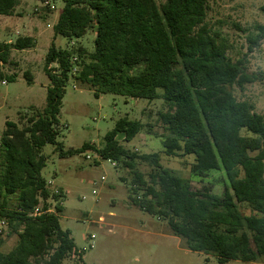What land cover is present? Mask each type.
Segmentation results:
<instances>
[{"label":"trees","instance_id":"trees-1","mask_svg":"<svg viewBox=\"0 0 264 264\" xmlns=\"http://www.w3.org/2000/svg\"><path fill=\"white\" fill-rule=\"evenodd\" d=\"M17 3L0 0V15H11ZM208 7V0H64L53 28L55 35L73 39L94 26V49L79 48L83 59L75 78L96 95L163 98L167 109L159 112V121L165 129L160 135L165 152L194 154L193 176L222 171L223 193L192 188L189 179L161 163L159 152L127 148L118 135L130 142L145 126L128 116L107 132L104 146L85 143L65 150L57 136L73 52L52 43L45 58L51 81L45 106L24 126L7 120L0 140V219H7L18 234L15 247L0 252V264H63L79 252L71 231L61 225L63 206L53 212L47 203L50 197L58 199L42 174L48 143L61 157L93 149L104 159L121 162L133 175L130 201L165 217L188 249L213 253L221 263L264 259V114L232 89L263 79L264 72L250 73L244 59L229 56L231 43L208 24ZM256 30V36H249L255 44L264 38V26ZM34 45L32 36L0 42V63L9 60L12 49ZM53 62L58 69L49 67ZM138 160L152 166L149 178L138 169ZM17 193L16 205L10 206L9 196ZM42 202L41 212L33 214ZM240 203L248 204L252 213H242Z\"/></svg>","mask_w":264,"mask_h":264},{"label":"rangeland","instance_id":"rangeland-1","mask_svg":"<svg viewBox=\"0 0 264 264\" xmlns=\"http://www.w3.org/2000/svg\"><path fill=\"white\" fill-rule=\"evenodd\" d=\"M164 1L157 0L158 4ZM208 4L206 20L213 31L230 41L229 56L234 61L244 59L248 72L263 73L264 38L256 40L255 44L249 36H256L257 26H264V0H208ZM63 7L64 0H18L11 15H0V42L39 35L37 40L32 36L34 46L13 49L9 60L0 63L3 74L0 78V140L7 120L24 126L36 109L45 106L47 87L51 84L45 71V58L54 43L73 52L57 136L65 150L80 148L85 143L104 146L107 132L120 117L128 116L141 120L145 126L130 142H123V135H118L127 148L139 153L159 152L161 163L189 179L192 188L207 187L212 193L221 194L224 191L222 178H225L222 171L213 170L205 177L193 176L194 154L174 156L165 152L163 138L159 136L165 133L159 121V112L167 109L163 98L136 99L114 93L96 95L89 85L75 78L83 59L79 48L94 49L96 30L91 26L83 37L73 39L55 35L53 27ZM49 67L58 69L59 65L53 62ZM28 72L34 81H28ZM11 76L15 77L14 81L9 80ZM232 89L238 99L250 101L264 114V78L247 83L244 88L235 85ZM43 153L47 161L42 174L47 181H52V184L48 182L51 193L58 195L56 200L48 198L49 209L56 212V206H63L58 213L61 225L71 231L79 249L65 258L63 264H264L262 257L257 261L232 259L221 263L213 253L188 249L185 240L171 231L165 217L148 213L130 201L133 175L121 162L101 158L93 149L61 157L51 143L43 147ZM137 167L149 178L152 166L148 162L138 160ZM17 201L18 193L9 196L10 206H15ZM239 206L242 213H252L248 204ZM2 219L7 223L0 233V252H8L17 244L18 234L7 219Z\"/></svg>","mask_w":264,"mask_h":264},{"label":"built area","instance_id":"built-area-1","mask_svg":"<svg viewBox=\"0 0 264 264\" xmlns=\"http://www.w3.org/2000/svg\"><path fill=\"white\" fill-rule=\"evenodd\" d=\"M74 59L77 60V57H75ZM4 82H5V81H4ZM87 157L90 158V155H87ZM100 157H101V156H100ZM101 158H102V157H101ZM113 164H115V162H114ZM41 210H42V209L40 208V205H39L38 207L35 208L33 214H38V213L41 212ZM6 223H7L6 220L1 219V221H0V233L3 232V229H4L5 225H6Z\"/></svg>","mask_w":264,"mask_h":264},{"label":"crops","instance_id":"crops-1","mask_svg":"<svg viewBox=\"0 0 264 264\" xmlns=\"http://www.w3.org/2000/svg\"><path fill=\"white\" fill-rule=\"evenodd\" d=\"M33 29H35V28H33ZM31 36V35H30ZM32 36H34L35 37V39L36 38H38L39 37V35H32ZM37 40V39H36ZM13 41V39H9L7 42H12ZM13 50V49H12ZM92 51V50H91ZM11 53H12V51H11ZM32 81H34V79L32 80ZM31 81V82H32ZM49 86V85H48ZM150 135V134H149ZM160 136V135H159ZM161 137V136H160ZM48 182H50L51 184H52V181L51 180H48ZM223 193V192H222ZM221 193V194H222ZM221 194H218V195H221ZM0 221H1V219H0Z\"/></svg>","mask_w":264,"mask_h":264}]
</instances>
